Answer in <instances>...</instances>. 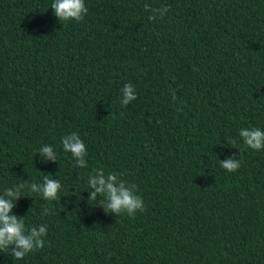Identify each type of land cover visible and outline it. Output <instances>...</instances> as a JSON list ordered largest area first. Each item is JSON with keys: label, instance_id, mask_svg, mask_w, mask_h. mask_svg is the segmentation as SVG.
I'll use <instances>...</instances> for the list:
<instances>
[{"label": "trees", "instance_id": "trees-1", "mask_svg": "<svg viewBox=\"0 0 264 264\" xmlns=\"http://www.w3.org/2000/svg\"><path fill=\"white\" fill-rule=\"evenodd\" d=\"M51 3L0 0V194L45 175L62 185L54 201L17 199L46 243L0 264H264V149L239 136L264 130V0H84L68 22ZM145 4L169 11L153 21ZM72 132L87 167L62 148ZM96 168L124 173L144 210L87 201Z\"/></svg>", "mask_w": 264, "mask_h": 264}, {"label": "clouds", "instance_id": "clouds-1", "mask_svg": "<svg viewBox=\"0 0 264 264\" xmlns=\"http://www.w3.org/2000/svg\"><path fill=\"white\" fill-rule=\"evenodd\" d=\"M50 7L58 21H80L88 12L84 0H52ZM144 10L150 12V20L163 18L169 11L168 6L154 8L145 4ZM136 99L135 86L129 82L121 88L122 106H127ZM175 100V96H173ZM239 136L244 145L248 148L259 151L264 149V130L259 127L241 128ZM62 148L69 152L75 161V166L87 167L86 155L87 148L84 141L76 132L65 135L62 138ZM235 146L234 141L228 142ZM40 152L44 160H57V154L53 147L45 144ZM220 166L227 172H235L240 168L239 159L231 156L220 161ZM124 173L108 172L101 168L91 171L88 176L87 184L89 188L87 201H96L97 195L102 199L99 204L106 212H111L117 216H133L137 211L144 210V201L137 194L136 185L129 183L124 178ZM62 190V185L57 179L45 175L42 182L17 183L3 190L0 194V252H10L15 260L23 259L28 253H34L42 249L46 243L47 225L41 224L39 227H26L22 216L13 214V207L20 196H30L32 193L39 194L46 201H54ZM60 198V197H59ZM44 215H50L51 209L44 207Z\"/></svg>", "mask_w": 264, "mask_h": 264}]
</instances>
